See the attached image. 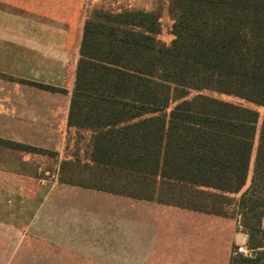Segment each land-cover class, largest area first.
Listing matches in <instances>:
<instances>
[{"label": "trees", "instance_id": "obj_1", "mask_svg": "<svg viewBox=\"0 0 264 264\" xmlns=\"http://www.w3.org/2000/svg\"><path fill=\"white\" fill-rule=\"evenodd\" d=\"M169 11V45L157 38V12L96 10L86 18L68 125L91 137L84 167L69 168L84 175L83 187L192 211L228 217L225 206L235 203L251 254L234 246L229 264H264V114L256 146L259 112L211 95L264 108V0H170ZM65 165L60 180L73 182Z\"/></svg>", "mask_w": 264, "mask_h": 264}, {"label": "crops", "instance_id": "obj_2", "mask_svg": "<svg viewBox=\"0 0 264 264\" xmlns=\"http://www.w3.org/2000/svg\"><path fill=\"white\" fill-rule=\"evenodd\" d=\"M85 1L0 0V73L63 90L0 78V138L57 154L47 168L0 145V233L44 264H229L248 241L237 218L86 188L70 170Z\"/></svg>", "mask_w": 264, "mask_h": 264}, {"label": "rangeland", "instance_id": "obj_3", "mask_svg": "<svg viewBox=\"0 0 264 264\" xmlns=\"http://www.w3.org/2000/svg\"><path fill=\"white\" fill-rule=\"evenodd\" d=\"M170 0H86L85 1V10L86 16L89 17L96 10H105L108 12H122L126 10H143L149 12H157L160 15V23H161V31L158 34L157 38L159 42L163 44H171L174 36L172 34V25L173 18L169 11ZM214 97L228 101L233 103L242 104L246 107L253 108L257 110L260 114V120L258 124V133L256 137V146L258 142L259 129L262 123L264 108L258 107L253 104L247 103L243 100H240L233 96H228L224 94H215L212 93ZM175 104L172 105V107ZM74 142H72V154L77 157V163L81 168L84 167L86 163V159L88 158V147L91 134L89 132H76L73 136ZM50 156V155H49ZM255 158V152L252 159V166ZM80 161V162H78ZM56 159L53 156L46 157L45 162H42V166L50 168L54 165ZM252 177V169L250 171V175L248 178L247 185L243 189V191L239 194L233 195V199L236 202L241 197V194L249 187ZM225 211L229 214L228 218H237L238 222L240 221V217L237 211L236 204L230 206H225ZM240 226V222L238 223ZM11 233L3 232L0 233V264H43V260L39 258H30L31 251H27L26 249H17V239L13 242L11 240ZM25 241V240H24ZM24 243V242H23ZM25 245V243H24ZM247 250V246H243ZM238 249V247H237ZM236 249V251H237ZM30 252V253H29Z\"/></svg>", "mask_w": 264, "mask_h": 264}, {"label": "built area", "instance_id": "obj_4", "mask_svg": "<svg viewBox=\"0 0 264 264\" xmlns=\"http://www.w3.org/2000/svg\"><path fill=\"white\" fill-rule=\"evenodd\" d=\"M236 253H241V254H244V255H250L251 254V251L250 250H247L245 247L243 246H239Z\"/></svg>", "mask_w": 264, "mask_h": 264}, {"label": "water", "instance_id": "obj_5", "mask_svg": "<svg viewBox=\"0 0 264 264\" xmlns=\"http://www.w3.org/2000/svg\"><path fill=\"white\" fill-rule=\"evenodd\" d=\"M255 255V253H253V256Z\"/></svg>", "mask_w": 264, "mask_h": 264}]
</instances>
